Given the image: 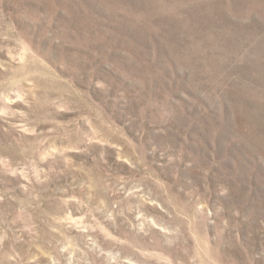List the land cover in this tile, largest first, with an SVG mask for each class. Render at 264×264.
Wrapping results in <instances>:
<instances>
[{"label": "rangeland", "instance_id": "obj_1", "mask_svg": "<svg viewBox=\"0 0 264 264\" xmlns=\"http://www.w3.org/2000/svg\"><path fill=\"white\" fill-rule=\"evenodd\" d=\"M0 264H264V0H0Z\"/></svg>", "mask_w": 264, "mask_h": 264}]
</instances>
